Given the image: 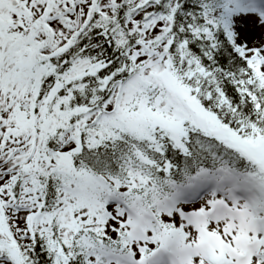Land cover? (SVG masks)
I'll return each instance as SVG.
<instances>
[{
	"label": "snow or ice",
	"instance_id": "snow-or-ice-1",
	"mask_svg": "<svg viewBox=\"0 0 264 264\" xmlns=\"http://www.w3.org/2000/svg\"><path fill=\"white\" fill-rule=\"evenodd\" d=\"M0 264H264V0H0Z\"/></svg>",
	"mask_w": 264,
	"mask_h": 264
}]
</instances>
